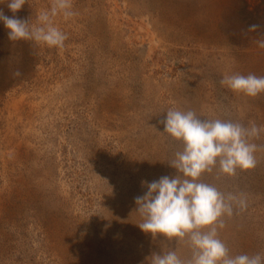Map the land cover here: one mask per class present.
<instances>
[{
  "label": "rangeland",
  "instance_id": "1",
  "mask_svg": "<svg viewBox=\"0 0 264 264\" xmlns=\"http://www.w3.org/2000/svg\"><path fill=\"white\" fill-rule=\"evenodd\" d=\"M51 0L6 16L37 23ZM54 24L62 48L10 41L0 21V264H151L153 252L192 256L187 238L153 237L134 198L163 176L182 140L163 132L171 110L264 128V92L249 97L220 81L264 76V0H73ZM260 26L249 32V25ZM20 71V76L13 73ZM257 166L199 178L243 196L219 238L229 255L264 259V130L250 139ZM207 231V229H204ZM149 258V259H147Z\"/></svg>",
  "mask_w": 264,
  "mask_h": 264
},
{
  "label": "clouds",
  "instance_id": "2",
  "mask_svg": "<svg viewBox=\"0 0 264 264\" xmlns=\"http://www.w3.org/2000/svg\"><path fill=\"white\" fill-rule=\"evenodd\" d=\"M26 3L27 0H7V7L15 14ZM58 15L65 20L74 17L73 0H51L50 9L39 13L36 24L15 15L6 16L2 10L0 21L9 30L10 41H34L62 48L68 36L54 24ZM258 28L259 25L252 24L247 31L254 32ZM256 43L264 48V39H258ZM13 75L20 76L21 73L17 70ZM220 83L249 97L264 92V76L237 73L225 75ZM159 123L163 124V132L182 140L184 148L170 163L177 172L175 176H163L150 183L142 181L148 190L143 196L134 198L136 211L143 218L138 227L153 237L159 234L169 241L187 238L192 256L187 260L181 259L175 249L166 253L153 252L149 257L151 264H264L260 254L230 256L228 247L219 238L218 228L224 226L222 218L233 215L234 204L241 210L245 209L246 199L242 195L225 196L216 187L199 181L201 175L211 171L217 161L220 171L229 176L235 175L237 168H255L258 146L250 143V139L258 138L264 128L255 124L249 128L221 119H200L191 110L171 109Z\"/></svg>",
  "mask_w": 264,
  "mask_h": 264
},
{
  "label": "trees",
  "instance_id": "3",
  "mask_svg": "<svg viewBox=\"0 0 264 264\" xmlns=\"http://www.w3.org/2000/svg\"><path fill=\"white\" fill-rule=\"evenodd\" d=\"M6 66L5 55L3 50H0V92L9 86V83L5 84Z\"/></svg>",
  "mask_w": 264,
  "mask_h": 264
}]
</instances>
